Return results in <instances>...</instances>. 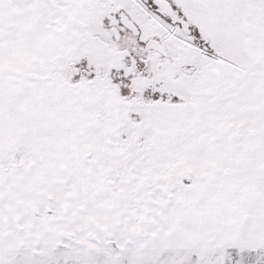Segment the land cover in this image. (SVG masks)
<instances>
[{
	"label": "snow or ice",
	"instance_id": "obj_1",
	"mask_svg": "<svg viewBox=\"0 0 264 264\" xmlns=\"http://www.w3.org/2000/svg\"><path fill=\"white\" fill-rule=\"evenodd\" d=\"M0 264H264V0H0Z\"/></svg>",
	"mask_w": 264,
	"mask_h": 264
}]
</instances>
